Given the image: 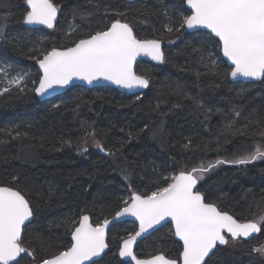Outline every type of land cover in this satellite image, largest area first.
<instances>
[{
	"label": "trees",
	"instance_id": "trees-1",
	"mask_svg": "<svg viewBox=\"0 0 264 264\" xmlns=\"http://www.w3.org/2000/svg\"><path fill=\"white\" fill-rule=\"evenodd\" d=\"M7 3L10 8H0V23H7L10 37L17 34L27 37L28 48L33 43L45 49L71 46L76 39L94 31L98 22L103 26V13L108 7L126 11L127 20L139 38L160 39L167 58L159 66L147 62L137 65L138 73L147 72L151 77L150 87L141 95H126L105 87L88 90L75 86L43 102L34 92L21 95L15 89L0 97V129L18 127L22 133L28 132V138L19 140H11L6 132L0 133V185L21 184L12 180L17 174L34 182L25 194L32 201L36 216L23 235L25 245L36 249L37 262L41 256L67 246L70 235L66 225H58L73 215L78 218L82 209L93 223L110 219L133 190L147 194L162 177L175 174L181 168L190 170L201 161L206 164L217 159H233L251 150L257 141L264 143V139L254 134L264 127V81L229 82V76L223 75L228 66L218 51L214 55L221 61L219 74L197 77V71H206L199 65L198 54L192 52L202 32H183V35L167 32L166 25L178 26L186 10L184 0H145L132 4L123 0H54L63 10L51 30L26 29L25 0H7ZM74 10H88L95 15L84 22L78 15L73 18ZM8 11L11 14L5 17ZM72 28L77 31L66 36ZM207 51L213 49L206 50L205 55ZM0 59L17 65L16 71L32 74L29 84L37 73L35 62L28 59L27 49L21 52L0 46ZM15 74V71L10 73ZM178 85L197 96L203 108L177 96ZM137 96L141 98L137 100ZM176 104L180 108L172 107ZM53 105L60 107L54 109ZM233 108L241 111L237 127L253 121L251 130L244 136L222 133L226 119L233 117ZM81 122L96 129V140L107 150L116 152L123 145L121 151L107 156L93 149V140L83 144ZM146 124L163 127V142L153 140L150 133L136 135ZM129 133L133 134L132 139ZM69 139L73 141L71 146L62 143ZM189 141L192 147L185 149L183 145ZM78 145L88 151L79 155ZM49 186L59 190L51 199L47 196ZM198 187L208 193L209 200H216L222 210L239 221L257 219L260 211L256 202L264 195V161L218 165ZM170 229L167 225L141 241L134 250L135 255L142 259L161 253L177 257L182 248ZM135 231L136 227L130 223L113 226L108 234L109 251L98 264H130L120 259L119 245ZM260 244H264L261 233L250 241L218 247L208 264H264L252 251ZM20 264L34 262L24 256Z\"/></svg>",
	"mask_w": 264,
	"mask_h": 264
},
{
	"label": "snow or ice",
	"instance_id": "snow-or-ice-1",
	"mask_svg": "<svg viewBox=\"0 0 264 264\" xmlns=\"http://www.w3.org/2000/svg\"><path fill=\"white\" fill-rule=\"evenodd\" d=\"M128 2L132 4L135 0ZM185 2L187 9L181 15L178 26L166 25V30L168 33L180 32L181 35L187 30H206L201 33L197 46L192 48V52L198 54L199 65L206 69L205 72L197 71V77L219 74L217 70L221 61L214 55L218 51L229 62L228 70L223 73L225 77L264 81V0ZM25 6L23 24L44 25L48 29L54 28L58 13L63 10L54 0H25ZM0 8H10L7 0H0ZM10 14V11L6 12L5 17ZM77 15L81 21L88 22L95 14L88 10H74L73 18ZM103 15V26L98 22L94 31L76 39L71 46H52L50 49L35 43L28 48L27 37L21 34L10 37L7 23H0V46L21 52L27 49L28 59L38 65L37 73L29 84L28 79L32 74L23 70L16 71L17 65L0 59V85H3L0 86V97L13 89L21 95L34 92L36 96L42 97L56 88H65L76 80L89 85L103 80L121 88L148 89L151 84L150 74L138 73L135 64L139 56L150 57L157 64L166 63L161 40L139 38L133 25L127 20L126 11L105 7ZM165 15L167 16V12ZM76 31L77 29L72 28L65 35ZM208 49L213 51H207L205 55ZM14 71L16 74L10 75ZM175 94L192 101L197 107L204 106L197 96L179 85ZM140 98L136 97L137 100ZM59 107L60 105H53L54 109ZM172 107L180 108V105ZM232 112L233 117L226 119L222 133L226 131L233 136H244L246 131L251 130L253 121L237 127L236 121L241 117V111L233 108ZM81 128L84 130L82 143L87 144L89 139L93 140L99 151L107 156H114L123 148L121 145L116 152L109 151L96 140V129L92 125L81 122ZM4 132L11 140L28 138V132L22 133L18 127L0 129V133ZM140 133H150L153 140L163 142L161 125L150 127L146 124L136 135ZM254 134L264 139V127ZM132 138L133 134L129 133V139ZM62 143L71 146L73 141L69 139ZM183 147L190 149L191 141ZM77 151L79 155H84L88 149L78 145ZM256 161H264V143L260 141L254 143L251 150L235 155L233 159H217L206 164L201 161L199 166L190 170L181 168L175 174L162 177L154 190L147 194L133 190L127 200L121 201L122 206L115 211L111 220L105 218L93 223L82 209L78 218L73 215L58 225H66L67 234L70 235L67 246L63 250L57 249L41 256L38 262L36 249L25 245L23 235L36 216L32 201L25 194L34 182L31 178H22L17 174L12 180L21 181V184L16 187L11 184L0 185V264H20L24 256L31 257L34 264H98L93 258L101 256L109 247L106 239L108 226L125 216L135 217L139 228L134 233H129L126 239H122L119 245L120 257H130L135 264H208L218 245H235L242 239L247 241L254 238L253 234H264V195L256 202V208L260 211L259 217L241 222L222 210L216 200H209L208 193L200 190L198 182L204 181L206 175L218 165H250ZM58 192V189L49 186L47 196L51 199ZM162 221H170V231L176 242L182 245L178 256L171 258L161 253L148 259L137 258L133 251L137 238L148 229L160 225ZM252 251L264 257V244L253 247Z\"/></svg>",
	"mask_w": 264,
	"mask_h": 264
},
{
	"label": "water",
	"instance_id": "water-1",
	"mask_svg": "<svg viewBox=\"0 0 264 264\" xmlns=\"http://www.w3.org/2000/svg\"><path fill=\"white\" fill-rule=\"evenodd\" d=\"M125 2H128V0H123ZM135 1H140V2H144L145 0H135ZM24 7L26 9V6H25V3H24ZM184 7L185 9H187V5H186V2L184 0ZM58 17H59V13H58ZM57 17V19H58ZM56 24V22H55ZM24 27L28 30H36V29H44V30H51V29H48L46 26L44 25H24ZM53 29V28H52ZM187 33H193V32H206V30L204 29H198V30H187L185 31ZM162 47H163V44H162ZM221 55V60L228 66V63L226 61V58H223L222 57V54L220 53ZM140 62H147V63H151V64H154V65H161V64H157V62L155 61H152L150 57H147V56H139L137 57V61H136V64H135V69L137 67V65L140 63ZM36 68L38 69V65H36ZM229 82L231 83H260L261 80H250V79H245L243 77H238V78H232L229 76ZM75 86H79V87H84L88 90H91V89H94V88H100V87H105V88H110V89H113L115 91H117L118 93H123V94H126V95H141L142 93H144L147 89H138V88H134V89H126V88H121L117 85H114L112 84L111 82H108V81H103V80H100V81H97V82H94L93 84L89 85L87 84L86 82L84 81H79V80H76L74 81L71 85L65 87V88H56L55 90L53 91H50L49 94L45 95V96H36L37 99L40 101V102H43V101H48V100H51L55 97H58V96H61L63 95L65 92H67L69 89H71L72 87H75ZM198 185H199V182H198ZM115 216V215H114ZM113 216V217H114ZM112 217L109 219L111 220ZM122 223H130V224H133L135 227H136V231L138 230L139 228V222L135 219V217H132V216H125V217H121L119 218V220L117 221H114L113 223H111L106 232H107V236H106V239H107V242H108V234H109V231L111 230V228L113 226H116V225H119V224H122ZM167 225H170L171 226V223L170 221H162L160 225H156L154 228H151V229H148L147 232L143 233L140 237L137 238L136 242L133 244V251L135 250L136 246L141 242L143 241L144 239H146L147 237L151 236L154 232H156L157 230L167 226ZM259 233H256V234H253L254 237H256ZM174 236V235H173ZM253 238L247 240V241H250L252 240ZM174 240L176 241V238L174 237ZM243 240V239H242ZM225 245H218V247L222 248L224 247ZM181 248H182V245H181ZM109 251V247L107 249H105L104 253L101 254V256L99 257H94L93 260L99 262L100 260H102V258L108 253ZM216 251V249L214 250V252ZM119 254V253H118ZM23 255V254H22ZM158 255V254H156ZM120 257V256H119ZM212 257V256H211ZM138 258V257H137ZM150 258V257H149ZM120 259L123 261V262H128L130 264H135L134 261H131V258L130 257H120ZM139 259H142V258H139ZM148 259V258H146ZM207 259V258H206ZM89 264H91V262H89Z\"/></svg>",
	"mask_w": 264,
	"mask_h": 264
},
{
	"label": "rangeland",
	"instance_id": "rangeland-1",
	"mask_svg": "<svg viewBox=\"0 0 264 264\" xmlns=\"http://www.w3.org/2000/svg\"><path fill=\"white\" fill-rule=\"evenodd\" d=\"M90 147H91V145H90ZM92 147H93V149L99 150V149L96 147V144H95V143H93ZM241 241H244V240H241ZM225 246L231 247V246H233V244L230 243L229 245H225ZM260 257H261V256H260ZM261 258H262V260L264 261V257H261Z\"/></svg>",
	"mask_w": 264,
	"mask_h": 264
}]
</instances>
